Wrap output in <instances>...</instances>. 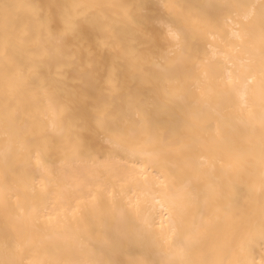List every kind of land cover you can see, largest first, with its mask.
<instances>
[{
	"label": "snow or ice",
	"instance_id": "1",
	"mask_svg": "<svg viewBox=\"0 0 264 264\" xmlns=\"http://www.w3.org/2000/svg\"><path fill=\"white\" fill-rule=\"evenodd\" d=\"M0 128V264H264V0H0Z\"/></svg>",
	"mask_w": 264,
	"mask_h": 264
},
{
	"label": "bare ground",
	"instance_id": "2",
	"mask_svg": "<svg viewBox=\"0 0 264 264\" xmlns=\"http://www.w3.org/2000/svg\"><path fill=\"white\" fill-rule=\"evenodd\" d=\"M13 2L26 3L27 0H13ZM78 2H86V0H78ZM102 143H103L102 141L97 140L95 145H94V150L104 151L103 149H100V145ZM3 146H4V136H3L2 128H0V152H2ZM3 222H4V211H3L2 206H0V228H2ZM256 259H257V261H259V259H260L259 254H257Z\"/></svg>",
	"mask_w": 264,
	"mask_h": 264
}]
</instances>
